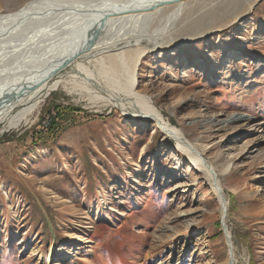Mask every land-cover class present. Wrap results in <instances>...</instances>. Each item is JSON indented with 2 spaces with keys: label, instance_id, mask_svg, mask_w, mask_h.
<instances>
[{
  "label": "rangeland",
  "instance_id": "374dc122",
  "mask_svg": "<svg viewBox=\"0 0 264 264\" xmlns=\"http://www.w3.org/2000/svg\"><path fill=\"white\" fill-rule=\"evenodd\" d=\"M27 1L0 0V14ZM188 1L138 23L151 36L135 89L215 166L237 264H264V0ZM65 21H38L2 46L0 79L64 35ZM88 95L61 84L0 135V264H228L202 173L152 122Z\"/></svg>",
  "mask_w": 264,
  "mask_h": 264
},
{
  "label": "bare ground",
  "instance_id": "6f19581e",
  "mask_svg": "<svg viewBox=\"0 0 264 264\" xmlns=\"http://www.w3.org/2000/svg\"><path fill=\"white\" fill-rule=\"evenodd\" d=\"M189 4L191 2L188 0H29L12 13L0 14V49L5 44L18 40L38 21L58 17L60 21L67 19L65 22L68 25V31L64 35L54 36L55 42L35 60L18 72L0 79V100H3L0 103V135L25 122L55 87L69 84L76 91H87L94 103L116 108L127 119L150 121L163 135L164 141H172L173 149L184 154L207 180L216 195L220 217L224 218L225 224L228 214L227 199L215 166L204 160L203 152L190 144L179 128L164 119L146 95L139 94L135 89L136 68L146 52L142 45L151 36L142 32L138 23L145 18L165 15L174 5L178 10L175 16H178L190 9H186ZM97 33V39L91 46L77 53L82 48V43H87ZM37 36L39 35L35 34L30 39H36ZM167 41L174 43L171 38L166 43ZM125 57L129 58V62ZM68 58L70 60L66 61ZM95 58L101 61L98 70L95 67L91 69ZM104 58L109 60V64L106 62L108 65ZM118 62H121L120 66L125 73L124 83L119 82L116 75ZM53 70L55 71L52 72ZM107 71L110 76L106 74ZM7 97L9 98L5 100ZM237 120L239 119L234 117L229 121L235 123ZM228 171L229 165L224 167L223 173ZM226 235L230 239H226L228 264H231L230 256L234 259L232 264H237L228 230Z\"/></svg>",
  "mask_w": 264,
  "mask_h": 264
},
{
  "label": "water",
  "instance_id": "95a60500",
  "mask_svg": "<svg viewBox=\"0 0 264 264\" xmlns=\"http://www.w3.org/2000/svg\"><path fill=\"white\" fill-rule=\"evenodd\" d=\"M97 32H99V31H97ZM97 36H98V33L97 34H95L87 43H82V48L79 50V51H77V53L78 52H82V50L83 49H86V48H89V46H91V44L93 43V41H95L96 39H97ZM76 53V54H77ZM75 55V54H74ZM73 55V56H74ZM72 56V57H73ZM68 60H70V58H68L66 61H68ZM55 70H53L52 72H54ZM9 97H7L5 100H7ZM3 100H0V103L2 102ZM203 160V159H202ZM204 161V160H203ZM223 219L224 218H220V221H219V224H221V232H222V234H223V237L225 238V241H226V239H228L229 241H230V239H229V236L228 235H226V233H227V225L226 224H224L223 223ZM230 249L232 248V245H231V242H230ZM232 258V256H230V259H229V261L231 262V264L234 262V259H231Z\"/></svg>",
  "mask_w": 264,
  "mask_h": 264
},
{
  "label": "trees",
  "instance_id": "16d2710c",
  "mask_svg": "<svg viewBox=\"0 0 264 264\" xmlns=\"http://www.w3.org/2000/svg\"><path fill=\"white\" fill-rule=\"evenodd\" d=\"M74 111L79 112L80 110H74ZM52 113L54 114V115H52L53 120L61 117V113H57V112H52Z\"/></svg>",
  "mask_w": 264,
  "mask_h": 264
},
{
  "label": "built area",
  "instance_id": "2783aa9c",
  "mask_svg": "<svg viewBox=\"0 0 264 264\" xmlns=\"http://www.w3.org/2000/svg\"><path fill=\"white\" fill-rule=\"evenodd\" d=\"M45 122V121H44Z\"/></svg>",
  "mask_w": 264,
  "mask_h": 264
}]
</instances>
